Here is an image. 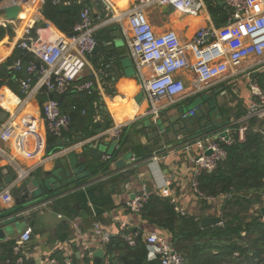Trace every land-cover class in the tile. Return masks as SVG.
I'll return each mask as SVG.
<instances>
[{
	"label": "crops",
	"instance_id": "0c3cea01",
	"mask_svg": "<svg viewBox=\"0 0 264 264\" xmlns=\"http://www.w3.org/2000/svg\"><path fill=\"white\" fill-rule=\"evenodd\" d=\"M89 1L88 7L92 9L94 22L98 26L95 35L97 34L96 36L100 39L108 36L105 40V46L113 52V56L95 57L96 54L90 56V66L78 79L82 80L90 78L92 75L94 76L96 84L99 85L101 111L97 112L93 121L97 126V129H94L93 135L88 139H84L82 136L74 138L71 141L72 145L70 147L78 145L74 150L77 152L81 163L86 166L87 172H90L88 166L92 162V159L95 158L92 155V151L96 149L97 143H99L98 151L101 152L102 159L106 155L111 156L115 150L120 148V141L117 140V144H112L113 150L107 152L111 144L105 142V140L110 137L102 136L92 141L91 144H86L92 137L100 135V133L107 129L108 124L105 118L109 117L108 120L112 122L110 128L116 125L123 126L124 129L128 128L126 132V141H128L125 149L113 161L107 174L98 178L90 175L86 179L65 185L64 183L72 178L73 175L72 170L69 175L64 172L60 159L67 154L64 151L70 147H66L63 150L51 148L48 143L49 133L43 121V104L51 96L46 92H42L43 89L37 90V84L35 85V83L33 86L31 85L33 94L29 99L22 93V87L19 83L14 82V80L5 79L6 84L0 88V122H6L14 111L19 110L18 124L21 125V128L35 129L42 137L44 143L42 153L32 158L21 155L18 152L15 138L9 143L0 142V148L6 152L5 156H0V191L15 185L13 189V196L15 197L16 194L23 191L26 184L32 178L36 177L41 182L53 177L57 173L60 174L58 182L52 185V190L47 192L45 189L43 198L27 207V209H32L30 210V214H20L24 209L22 210L18 207L17 202L12 208H8L0 202V219L8 221L6 222V226L8 227L7 231L5 230L6 235L0 239V245L9 241L19 243L21 234L25 230L31 229L32 241L24 245L25 248L28 247L29 249L23 252V256L34 258L35 260L41 259L43 261L55 262L52 256L58 251L62 252L63 256L67 260L69 259L71 263L75 257L79 260H83L85 256L89 257L90 254L94 257V253L99 250L97 242L92 238V230L95 223L92 218L93 216L95 217L96 213L94 203L89 202L88 211H82L81 215L76 216L74 220L67 219L54 206L56 199L68 197L79 190L85 191L94 183L103 185L102 194L110 196L113 199L115 208L105 212L101 217L102 220L98 222L106 231L115 235L119 233L122 223L130 222L132 226L139 229L144 235L156 232L168 236L165 232H160L153 226L149 227L127 205L134 198L132 196L141 194L144 188L149 193L156 192L160 194L161 189L169 180L171 181L170 196L176 200V207L183 213L199 216L198 218H221V208L225 201L222 198L209 201L212 209L208 211H206V207L201 205V201L192 187V161L197 156L198 151L195 148L185 151L183 147L188 143V140H192L193 134H200L199 136H202L217 133L228 122L237 124L248 120L246 114L245 117L237 121L233 111V109L238 108L241 104L249 107L251 91L250 80L247 76L232 78L224 82V84L213 87L210 90L212 93L220 92L219 95L221 97L232 100L230 101L229 108L225 111L221 110L219 113L213 107L208 110L206 109L207 112L205 111L204 119H200L197 111V115L192 118V129L189 128L188 122L177 120L176 118L173 119L169 115L168 117L161 116L158 120L153 119L149 115L147 116L148 108L145 107L144 95L141 90L136 66L133 64L129 47L126 45V40L122 35L123 26L125 28L128 27L127 22L124 21L122 24L114 22L102 26L106 21L107 15L102 1ZM215 1L222 7L224 6L225 20L227 19L228 24L231 15L230 8L223 1ZM109 2L119 13H123L138 3L139 0H109ZM204 2L207 8L199 16L180 13L170 6H153L146 10V14L156 34L162 35L171 30L178 34L182 43H185L189 42L198 30L206 26H216L209 12L207 0H204ZM22 5L27 12L22 13L19 20L7 21L5 14L1 11L2 4H0V26L12 29V33L6 35L0 41V67L6 66L16 49H18L19 37L14 32L16 24H20L22 27L32 26L33 23H36V29L47 26L45 21H43L40 0H28ZM48 26L50 29L46 32L47 39H50L53 35L62 36L55 27L52 25ZM110 28H113L111 35H104L105 32L100 33V31ZM109 43L111 46L108 45ZM118 49H125L126 51L118 54ZM188 55L191 63H193V54L189 53ZM7 71L10 75H13L15 71L14 65L7 66ZM263 73L264 67L254 73L251 79L257 80L256 76ZM181 77L187 86L190 87V80L194 77V73L191 69H188L182 73ZM257 81L259 83V80ZM140 94L143 95L141 100L138 99ZM199 97H201L202 105L205 108V102L208 98L207 94L187 98L185 102L180 103L183 107L180 113L197 108L195 104L198 102ZM185 107L186 110H184ZM214 113H218V115H214ZM101 127L103 128L101 129ZM59 139L61 140H59L60 146H63L70 138L66 134ZM28 143L29 151L33 152L35 143L32 140H29ZM79 144L86 145L79 146ZM103 144H106V147ZM137 147H143L148 153H151L146 161L136 156L134 149ZM49 150H51V153H49ZM160 154L163 157V160L160 162L149 161L152 156ZM8 157H17V161L20 163L23 171L29 173L23 182H15L18 177L8 163ZM262 207L264 206H255L254 211H258ZM61 226H65V228L60 229ZM1 253L2 249L0 248Z\"/></svg>",
	"mask_w": 264,
	"mask_h": 264
},
{
	"label": "built area",
	"instance_id": "2783aa9c",
	"mask_svg": "<svg viewBox=\"0 0 264 264\" xmlns=\"http://www.w3.org/2000/svg\"><path fill=\"white\" fill-rule=\"evenodd\" d=\"M28 0H5L1 9L11 4H22ZM107 11L106 21L108 25L114 22L122 24L127 22V28L123 26L122 35L130 50L133 64L136 66L141 90L144 99L149 103L147 116L158 120L161 113L167 108L185 102L187 98L204 95L213 87L224 84L229 79L247 76L250 80L251 97L248 107L247 119L256 117L264 120V91L261 90L257 80L251 76L264 67V0H220L227 4L231 10L228 24L222 28L215 25L206 26L196 32L189 42L182 43L178 34L167 31L158 35L153 25L150 24L146 10L153 6H170L180 13L199 16L206 10L204 0H139L126 12L119 13L109 0H101ZM45 0H40L44 5ZM92 9L88 7L80 16V21L75 26L72 36L53 35L47 39L46 32L50 27L34 30L32 26H14V32L19 37L17 48L34 55L40 62H32L26 69L29 78L20 83L22 93L29 99L33 94L32 83L38 89H45L50 96L64 94L77 81L89 65V57L98 46L95 32L98 29L94 22ZM101 27V25H100ZM189 53L193 54L194 61L191 63ZM255 60V61H253ZM16 71H23L24 67L20 60L14 64ZM191 69L194 77L190 80V87L183 81L181 75ZM99 85L96 81H90L78 86L77 91L88 92ZM43 107V121L50 135L62 138V129L67 132L71 126V118L62 112L61 104L52 97ZM195 108L182 113L181 120L187 121L194 118L197 111ZM20 111H14L11 117L4 123L0 122V142L9 143L14 138L21 155L28 157L38 156L44 149L42 137L35 129H22L18 124ZM234 124L226 125L217 133H210L188 140L183 150L189 151L195 148L197 156L193 158L192 187L199 196V177L203 173L212 172L220 163L226 160V147L233 145L236 140L241 143L246 141V126L234 129ZM123 126H113L106 129L100 135L92 137L86 144H91L98 137H112L119 140L123 132ZM29 140L35 143L33 152L28 149ZM86 144H79L86 145ZM78 145L67 148L64 152L69 153ZM210 151L211 154H207ZM5 150L0 148V156H5ZM207 154V155H206ZM110 156H104L103 160H110ZM162 155H154L149 161L160 162ZM8 163L17 174L15 182H23L29 175L24 172L17 157H8ZM16 184V183H15ZM19 184V183H18ZM169 180L161 189L160 195L170 199ZM15 185L0 191V202L8 208L15 205L13 189ZM150 193L144 188L139 195H135L127 207L135 213H139L149 200ZM201 196V195H200ZM224 201L232 196L220 197ZM217 198L210 197L209 201ZM175 204V209L181 215H185L176 207V200L170 199ZM264 221V217H263ZM76 227L77 224H75ZM141 231L124 222L120 225L117 235L106 231L96 221L93 225L92 238L97 242L99 249H103L111 243L113 237L120 236L130 246H135ZM32 230H25L19 237V243L15 253L21 252L22 246L29 244ZM144 235V234H143ZM147 243L150 259L160 257L162 264H185L184 258L179 255L169 237L162 233L151 232L144 235ZM89 257H93L92 254ZM26 256L19 258L21 264ZM41 264H56L53 261H43ZM67 264H71L68 259Z\"/></svg>",
	"mask_w": 264,
	"mask_h": 264
},
{
	"label": "trees",
	"instance_id": "16d2710c",
	"mask_svg": "<svg viewBox=\"0 0 264 264\" xmlns=\"http://www.w3.org/2000/svg\"><path fill=\"white\" fill-rule=\"evenodd\" d=\"M3 1L0 0V4ZM207 2L216 26L226 25L224 6L217 4L215 0H207ZM89 3V0H45L42 6L43 21L55 27L62 36H72L81 14L88 8ZM32 26L36 30L37 24L33 23ZM112 30L113 28H110L100 33L105 32L104 35H111ZM11 33L12 29L0 26V41ZM96 35L100 52L95 57L113 56V52L105 46L108 36L100 39ZM18 60L21 61L24 70H15L16 72L10 75L7 66L14 65ZM32 62L40 64L34 55L19 48L16 49L7 65L0 67V88L6 84L5 79L14 80L19 85L23 80L28 79L26 69ZM256 79L259 80L260 88L264 91V73L257 75ZM90 81L95 82L93 75L73 82L66 93L53 95L54 99L61 104L62 112L71 118V126L67 132L70 142L78 136L88 139L93 135L94 129H97L93 121L97 112L101 111L99 89L96 88L90 93L77 91L78 86ZM42 92L46 90L43 89ZM233 111L238 121L245 117L248 107L241 104ZM108 119L109 117L105 118L108 124L107 129H110L112 122ZM241 126L247 127L245 143L236 140L233 145L227 146L226 160L220 163L216 170L203 173L199 177L198 192L201 196H197L201 205L206 207V211L212 209L208 198L232 196L221 208L222 223L220 225L202 228L197 221L199 216L181 215L170 199L156 192H150L149 200L138 213L139 218L149 227L153 226L156 230L170 236V243L184 258L185 264H264V221L260 210L254 211L255 206H264V120L253 117L233 125L234 129ZM127 130L128 128L123 130L119 139L120 148L111 154L110 160L92 159L88 166L91 176L98 178L110 171L113 161L125 149L128 141H126ZM59 140L56 136L49 134L48 143L51 148H59L61 145ZM134 151L143 161H146L151 154L143 147H137ZM102 189L103 185L94 183L85 191L79 190L68 197L56 199L54 206L67 219L74 220L76 216L81 215L82 211H88L89 202H93L96 213L92 219L95 222L102 220L101 217L105 212L115 208L113 199L110 196H104ZM63 228L65 226L60 227V229ZM17 245L16 241L0 245L2 249L0 264H20L19 258L29 248L22 246L21 252L16 254ZM104 254L105 259L85 256L83 260H79L75 257L71 264H162L160 257L150 259L142 232L138 236L136 245L132 247L122 237H113L111 243L104 248ZM52 259L56 264H67V258L62 252H56ZM21 264H36V260L25 259Z\"/></svg>",
	"mask_w": 264,
	"mask_h": 264
},
{
	"label": "water",
	"instance_id": "95a60500",
	"mask_svg": "<svg viewBox=\"0 0 264 264\" xmlns=\"http://www.w3.org/2000/svg\"><path fill=\"white\" fill-rule=\"evenodd\" d=\"M1 11L5 14V18L7 21L11 20H19L20 15L25 11V9L18 5V4H11V6L2 8ZM108 45L111 46L109 43ZM126 50H121L118 49V54H121L125 52ZM98 52H100V46H97L95 50L92 52L91 55H95ZM35 82L32 83V86L34 85ZM53 96H51L52 99ZM145 107L148 108L149 103L145 101ZM62 134L66 135L67 131L65 129H62ZM200 133V132H198ZM204 133V132H203ZM195 136V134H193ZM72 145V142L69 140L65 142L63 146H60L58 149L63 150L66 147H70ZM98 146L99 143L95 146L96 149L92 151V155L97 159L100 160L102 159V154L100 151H98ZM49 153H51V150H49ZM207 154H211L210 151L207 152ZM206 154V155H207ZM60 162L63 164V169L66 174H70V171L72 170V175L73 177L68 179L67 182L64 184H73L76 183L82 179H86L90 177V172H87V168L84 164L81 163V161L78 158L77 152L75 150H72L71 152L67 153L64 157L60 159ZM60 178V174H55L53 177L42 180L41 182L38 181L36 177L32 178L24 187L23 191L16 194L14 197L15 202H17L18 207H20L23 211L20 213L22 215H27L30 214L32 209H27L28 206L35 204L36 201L41 200L43 198V192L46 189L47 191L52 190V185L56 182H58ZM134 196H132L133 198ZM37 209V208H36ZM261 215L264 217V207L260 209ZM197 221L200 222V226L202 228H209V226H214V225H220L222 223V218L220 217H202V218H197ZM7 220L0 219V239L5 237V230L7 231V226H6ZM33 226V225H31ZM104 251L103 249H99L94 253V257H98L100 259H105L104 257ZM41 259L36 260V264H41Z\"/></svg>",
	"mask_w": 264,
	"mask_h": 264
},
{
	"label": "rangeland",
	"instance_id": "374dc122",
	"mask_svg": "<svg viewBox=\"0 0 264 264\" xmlns=\"http://www.w3.org/2000/svg\"><path fill=\"white\" fill-rule=\"evenodd\" d=\"M206 94L208 95V98L206 99V102H205V108L202 105V101H201V97L202 96L198 98V100H197L198 102L195 104L197 108H202V110H203V112H201L202 110L201 111L198 110V116L200 118H202L206 114V112H207V110L209 108H212L213 107L214 110L216 109V112H218V113L221 112V110H224L225 111L227 108H229L230 101H232V100H229V98H226V97L225 98L221 97L219 95L220 92H213L212 93V91H210V92H207ZM206 94H204V95H206ZM203 97H205V96H203ZM142 98H143V95L140 94L139 97H138V99L141 100ZM201 106H203V107H201ZM182 108H183L182 106H173L170 109H167L166 112H162L163 115L161 114L160 117L161 116H167L168 117V115H169L173 119L176 118L177 120H181L182 113H180V111L182 110ZM184 110H186V107L184 108ZM218 113H214V115H218ZM192 121H193L192 118H188L187 121H186V122H188L189 128H191V129L193 127L191 125V122ZM199 135L200 134H196L192 139L197 138V137H200ZM105 142L111 144L108 147L110 149L107 152H111L113 150L112 144L115 145V144L118 143L117 140H115V139H113L111 137L110 138H106ZM103 146L106 147V144H103Z\"/></svg>",
	"mask_w": 264,
	"mask_h": 264
},
{
	"label": "bare ground",
	"instance_id": "6f19581e",
	"mask_svg": "<svg viewBox=\"0 0 264 264\" xmlns=\"http://www.w3.org/2000/svg\"><path fill=\"white\" fill-rule=\"evenodd\" d=\"M24 17V16H23Z\"/></svg>",
	"mask_w": 264,
	"mask_h": 264
}]
</instances>
